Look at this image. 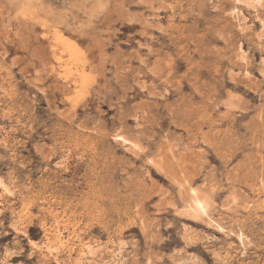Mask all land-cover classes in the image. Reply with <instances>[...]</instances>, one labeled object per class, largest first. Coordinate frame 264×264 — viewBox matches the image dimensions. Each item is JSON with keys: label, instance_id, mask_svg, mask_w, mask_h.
<instances>
[{"label": "rangeland", "instance_id": "374dc122", "mask_svg": "<svg viewBox=\"0 0 264 264\" xmlns=\"http://www.w3.org/2000/svg\"><path fill=\"white\" fill-rule=\"evenodd\" d=\"M59 237L62 264H264V0H0V264Z\"/></svg>", "mask_w": 264, "mask_h": 264}, {"label": "bare ground", "instance_id": "6f19581e", "mask_svg": "<svg viewBox=\"0 0 264 264\" xmlns=\"http://www.w3.org/2000/svg\"><path fill=\"white\" fill-rule=\"evenodd\" d=\"M239 2H243L244 3V0H237ZM126 142V141H125ZM124 143V142H123ZM127 143V142H126ZM134 145H132L133 147ZM136 147V146H135ZM133 147V148H135ZM158 161H155L153 162V165H155V167H157L159 170H162L161 168H163V164L162 162L157 163ZM193 195L191 196L190 198V201H188L189 203L186 205L187 207H185L187 209V212H190V215H192L194 218L198 219L200 217H203V216H207V212L209 210V207H210V201L207 197H204V198H201L199 197L194 191H192ZM185 215V214H184ZM62 238H57L55 239L53 242H49V244L47 245V253L49 252L50 256L53 258V262H56V264H60L61 262L58 261V257H59V253L57 251V248L56 245L60 242H62L61 240ZM44 247V246H43ZM87 247V246H86ZM39 248V247H37ZM114 250V249H113ZM93 252H94V247L92 246H88L86 249L84 248L82 250V254L81 256L83 257L84 255H93ZM48 255V254H47ZM95 257V256H94ZM49 258V257H48ZM88 258V257H86ZM90 258V257H89ZM92 258V257H91ZM85 259V258H83ZM82 259V260H83ZM52 260V259H51ZM62 264V263H61ZM77 264V263H76Z\"/></svg>", "mask_w": 264, "mask_h": 264}]
</instances>
